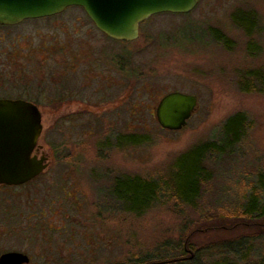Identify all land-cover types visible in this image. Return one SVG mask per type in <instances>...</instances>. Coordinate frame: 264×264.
<instances>
[{"label":"rangeland","instance_id":"1","mask_svg":"<svg viewBox=\"0 0 264 264\" xmlns=\"http://www.w3.org/2000/svg\"><path fill=\"white\" fill-rule=\"evenodd\" d=\"M235 14L253 19L251 34L235 25ZM215 31L229 47L215 41ZM74 64L75 91L87 75L100 74L104 82L85 88L89 112L69 118L70 103L63 101L69 99L67 68ZM253 74L264 79V0H199L189 14L151 16L139 24L132 42L108 39L81 8L0 27V96L42 105L47 113L38 143L52 162L26 189L0 186V253L27 252L31 264H158L161 257L178 258L188 238L201 249L198 264H214L223 256L221 244L244 236L254 238L246 241L250 258L261 259L264 243L256 240L264 235V219L219 218L244 208L264 176V88L243 90L246 83L260 85ZM171 92L198 100L182 131L163 130L155 118L158 101ZM59 96L62 106L53 117L50 97ZM236 117L243 132L223 147V129ZM192 151L199 154L201 183L191 206H174L160 194L159 201L130 213L112 196L115 189L132 190L130 204L136 208L143 184L126 181L133 178L174 182L183 194L182 172L197 154ZM68 191L89 193L87 220L74 231L34 232L39 225L57 227L56 211L73 212L64 201H71ZM256 196L263 198L264 188ZM15 210L24 217L18 224ZM69 232L78 246L66 242ZM91 235L103 238L106 250L85 245ZM55 246L59 256L40 257ZM68 250L82 258H71Z\"/></svg>","mask_w":264,"mask_h":264},{"label":"water","instance_id":"2","mask_svg":"<svg viewBox=\"0 0 264 264\" xmlns=\"http://www.w3.org/2000/svg\"><path fill=\"white\" fill-rule=\"evenodd\" d=\"M199 0H0V26H16L27 20L49 18L67 8H81L95 28L107 38L132 42L139 36V24L151 16L188 14ZM197 108L193 95L171 92L155 107L161 129L176 132L186 128ZM41 115L24 100H0V186H20L47 167V157L34 151L42 133ZM26 256L7 253L0 264H26Z\"/></svg>","mask_w":264,"mask_h":264},{"label":"trees","instance_id":"3","mask_svg":"<svg viewBox=\"0 0 264 264\" xmlns=\"http://www.w3.org/2000/svg\"><path fill=\"white\" fill-rule=\"evenodd\" d=\"M233 22L235 25L241 29L244 30L247 35L249 33L251 34V28L253 24V19L250 18L249 15H234ZM213 38L215 41L224 47H229L230 44H228V41L225 39L224 36H222L219 32H213ZM253 80L257 81V83H260V85H249L248 83L244 84L243 90L246 92H259L262 91L264 88V79L257 75L253 74L251 75ZM248 80L251 81L252 80ZM232 126V127H230ZM242 126V119L240 117L232 118L227 122L225 125L223 131H224V146L223 147H230L231 145L235 144L237 142V137L242 134L243 130L241 128ZM216 152V150H213V152ZM218 151L220 152V147L218 148ZM196 153L197 151H192L189 153L190 155L192 153ZM182 156L178 159L181 160ZM190 166L187 168L188 170L182 172L183 176L186 178L184 182H181V184L185 185L186 189L184 190V193L182 194L181 191L177 190V185H174L173 183H162L158 182L155 183L154 181H149L145 179H139V178H133V179H127L126 181L129 183H133L134 181H138L139 184H143L141 186V189L139 190V194L141 196L138 198V205H136V208L133 207V204H130L132 202V198L130 195V192L132 190H129V192H123L119 191L118 189L113 190V195L116 200L121 201L123 204V209L130 213H138L144 208H147L152 202L157 201L160 194H163L165 197V200L169 203H172L174 206H178V202L186 205L191 206L193 201L198 196V187L200 185L199 177H200V169H199V154L197 152L195 158L193 159V163L189 162ZM123 180V179H121ZM118 181H116V184L118 185ZM259 187L255 189L254 194L250 196L248 201L244 204V208L234 211L232 214L231 212H227L230 216H224V218H221V221H227L229 220L227 217H232V220H236L237 218L245 221H257L264 219V197H257V193L259 190L264 188V176H261L258 181ZM158 200V201H159ZM124 201V202H123ZM167 202V203H168ZM137 204V203H136ZM144 208H143V207ZM143 209H142V208ZM261 237V238H259ZM257 237L258 242L264 243V235H261ZM254 239V238H244L242 236L239 239H235L234 241H231L229 243H223L218 248L220 249V253L223 255L222 258L219 260V262H215L214 264H264V249L262 251L261 259L255 261L252 260L249 256V248L246 245V241ZM189 239H185V246H182L180 249V253L178 258H171V259H165L161 257L160 262L158 264H198V256L200 253V250H196V248L189 243ZM264 248V247H263ZM230 257V258H229ZM229 258V261H228ZM153 261V260H152ZM231 261V262H230ZM151 260L147 261H137L133 264H154Z\"/></svg>","mask_w":264,"mask_h":264},{"label":"flooded vegetation","instance_id":"4","mask_svg":"<svg viewBox=\"0 0 264 264\" xmlns=\"http://www.w3.org/2000/svg\"><path fill=\"white\" fill-rule=\"evenodd\" d=\"M0 27L9 28L8 26H0ZM101 34H103V33H101ZM74 66H75V64L73 65V67L70 66L69 69L67 68V76L70 77V79H69L70 85H69V88H67L65 93L68 94L69 99L63 101V102H65V101L68 102V104L70 103V108L72 110L68 111L67 115H66V117H69V118H76V117H78V115H81V114L84 115V114H87L89 112L88 100L84 99L82 97V95L85 94V92H84L85 88L86 87H88V88L90 87L89 83H92V84H95L96 86H98V82L102 81V77L100 76V74L95 75L96 77H94V76L91 77V75H87L86 77L81 79L82 83L80 82L77 85L78 90H76L77 91L76 92L75 89H74V84H73V82H74L73 80H74V77H75V74H76V69H73ZM102 82H104V81H102ZM82 84H83V86H82ZM56 90L57 89H55L54 92H57ZM78 93H80L81 97L78 96ZM62 97L63 96L50 97L49 103H50V106H51L50 108L52 109V111L49 112V114L52 115L53 117H56V115H57L56 111H57L58 107L62 106V103H61L62 101L60 100ZM43 99L45 101V98H43ZM0 100H24L26 102L32 103L39 110V113L41 115V123H42L43 114L47 113L46 111H43L42 105L37 103V102H35V101L33 102V101H30V100H27V99H24V98H20V97L12 99V98H8V96H0ZM117 100H119V99H117ZM54 101H55L56 106L54 105V107H53V102ZM42 128H43V126H42ZM42 131H43V129H42ZM34 154L37 155V156L44 155V156L47 157L48 167L43 172V173H45L51 167V163H52L50 158H49V154L43 150V147L41 145H39V143H37V147H36V149L34 151ZM43 173H41L36 178H34L33 180H31V181H29V182H27V183H25L23 185H20V186H6V187L18 188V189H26L27 187L31 186L32 183L36 182L38 180V178H40L42 176ZM1 186H4V185H1ZM16 193H18V192H16ZM76 193H78V195H76ZM76 193L68 191L66 193V195H67L66 198H68L71 201L68 202L67 199H64V201L66 200L67 204L72 208V210H73L72 213H67L65 211L64 212H57L56 211V213H54V219L53 220L56 221V224H54V225H56L57 227H55V226L52 227V225H53L52 223L51 224H46L43 227L39 225V226L35 227V231L34 232L38 231L39 235H41V231L42 230H47V231H49V233H51V232L59 233V232H62V231L65 232V231L68 230V228H70L71 231H74L75 226H78V225L80 226V221L81 220H87L85 218H87L86 217V212L90 209L89 208L90 195H89V193H87L85 195V192H82V191H79V192H76ZM112 196L114 197V195H112ZM94 207L98 208V210L100 208L98 205L94 206ZM57 208H59V206ZM75 210L77 211L76 212V216L74 214ZM16 215H18V218H17ZM14 216L17 218V222H14L16 224H18L19 218H21V217L24 218L22 213L16 212V210L14 211ZM42 216L44 217L45 215L41 214V217ZM23 220H25V219H23ZM70 221H72V222H70ZM77 223H79V224L76 225ZM14 226H15V224H14ZM77 235H79V234H77ZM67 237L69 238V240H67L66 242H68V243L71 242V245L78 246L80 244L79 242H78L79 244H75L74 243L75 240L72 239L73 238V233L69 232ZM23 240L25 241V239H23ZM83 240H84V244L87 245L88 247H93V249H96V250H98V249L100 250V248H102L103 250H106L105 248L107 246L104 245V239L103 238H99L98 236H92L91 235L88 238H85ZM52 242L53 241L46 240L47 246L52 245ZM116 242L117 241L115 240V243ZM64 245L67 246V244H61V246H64ZM117 246L118 245L115 246L114 257H117L119 255V253L117 254V252H118V247ZM116 248H117V250H116ZM59 252H60L59 249H57V246H55V247L51 248L50 250L41 251L40 257L41 258L44 257L43 253H45V255L47 257H48L49 254H52L53 257H57V256H59ZM71 252L72 251L68 250L66 255L71 256V258H74V259H75L76 256L79 255V253H74L75 255H72ZM7 253L22 254V255L26 256L27 259H28V263H26V264H31V258H30V256L28 254H26L27 252L25 253V252L7 251V252L0 253V256L3 255V254H7ZM102 255H104V254H102ZM76 258H82V257H76Z\"/></svg>","mask_w":264,"mask_h":264}]
</instances>
